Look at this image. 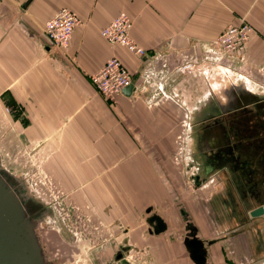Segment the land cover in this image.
Wrapping results in <instances>:
<instances>
[{"label":"crops","instance_id":"obj_1","mask_svg":"<svg viewBox=\"0 0 264 264\" xmlns=\"http://www.w3.org/2000/svg\"><path fill=\"white\" fill-rule=\"evenodd\" d=\"M64 8L81 21L66 51L44 34L46 21ZM120 13L131 18L130 36L145 56L101 37ZM242 21L254 29L245 52L215 60L219 35ZM111 58L133 76L131 93L123 92L115 106L89 81ZM250 95L264 101V0H0V114L5 106L18 108L17 122L28 123L18 136L37 141L39 153L60 157L47 166L59 164L53 178L95 186V195L90 187L81 196H96L97 243L87 252L96 264H121L117 250L129 264H196L185 243L189 224L204 242V264H264V215L250 216L264 203L257 149L264 105ZM184 113L195 123L222 117L225 137L241 141V149L244 137L253 138L246 151L237 149L251 182L238 181L233 170L222 171L211 192L203 182L187 195L137 190L147 186V170L157 175L168 164L161 157L174 152L169 138ZM152 217L163 221V232L148 225Z\"/></svg>","mask_w":264,"mask_h":264},{"label":"rangeland","instance_id":"obj_2","mask_svg":"<svg viewBox=\"0 0 264 264\" xmlns=\"http://www.w3.org/2000/svg\"><path fill=\"white\" fill-rule=\"evenodd\" d=\"M205 68L210 67L205 64L203 69ZM212 74L215 75L217 72L215 73L214 70ZM143 92L141 90V93ZM110 105L108 103V106ZM16 109L18 108L5 106L0 114V168L13 177L17 185L23 188V193L26 192L28 195L32 194L34 197L41 198L45 205H48L49 209L53 211L55 221H50L53 217L45 218L42 223L45 233L41 234L46 252L49 251L48 254L55 264H96V258L87 255L88 248L95 247V243H97L96 226L98 228V224L94 214L97 206L96 196L92 197L90 194L91 198L87 200L81 196L91 186L76 185V187H71L63 177L53 178L52 175L55 174V169L59 164L56 163L54 169L47 166L50 160L53 162V159L56 160L60 157L52 152L49 154L39 153L38 147H36L37 141H29L18 136L21 133L18 129L22 125L26 127L28 123L17 122L16 117L23 118L21 113L17 114ZM205 124L207 122L195 123L189 121L186 115L182 116V119L180 118L174 126L176 129L173 132L174 136L169 138L170 142L174 141V152L170 156L164 154L161 157L165 158L168 164L162 165L163 172L155 171L157 175L147 170V175H149V177H145L147 186L140 185L137 190L153 194H158L161 191L162 193L175 192L187 195L195 189V183L199 182L207 183L210 190L208 192H211L214 187H220L218 179L222 183L221 175L224 176V172L221 174L217 170L215 173H210L209 177L198 169V164L199 166L203 165L202 163L209 159V155L212 156L211 153H201L199 147H193V145L195 146L196 132L200 133ZM138 132L135 133L138 134ZM136 140L139 143L138 145L136 142L137 152L140 154L142 149L140 144L143 140L138 138ZM261 146L264 147V127ZM150 157L154 156L145 154V158L150 159ZM61 158L68 161L70 155H63ZM151 160L153 161L152 158ZM136 172L140 175L143 173L142 170ZM74 173V175L80 176L82 170L75 169ZM160 173L162 174L160 175ZM126 175L124 173L122 176L126 178ZM139 181L143 184L142 176ZM210 184L213 186L210 187ZM158 185L161 188L164 187L163 190H160ZM94 187V185L91 187L93 191L90 193L95 195ZM184 216L187 218L186 215ZM185 220L188 221V219ZM250 220L252 218H248V221ZM189 226L191 228L192 225L189 224Z\"/></svg>","mask_w":264,"mask_h":264},{"label":"built area","instance_id":"obj_3","mask_svg":"<svg viewBox=\"0 0 264 264\" xmlns=\"http://www.w3.org/2000/svg\"><path fill=\"white\" fill-rule=\"evenodd\" d=\"M81 24L79 17L68 9L57 11L44 25V34L50 44L57 49L66 51L69 47L73 32ZM131 18L120 13L108 25L101 29V37L110 45H118L129 53L143 57L146 51L137 45L130 36L132 28ZM254 29L242 21L239 25L229 26L222 32L215 43V60L231 54L241 55L245 52ZM154 60H156L154 58ZM157 66L165 67L166 61L158 58ZM185 69L190 68L186 65ZM147 76H151L148 74ZM165 77V76H164ZM93 89L108 103L115 106L123 96L126 88H133V76L117 58L109 59L101 69L89 78Z\"/></svg>","mask_w":264,"mask_h":264},{"label":"water","instance_id":"obj_4","mask_svg":"<svg viewBox=\"0 0 264 264\" xmlns=\"http://www.w3.org/2000/svg\"><path fill=\"white\" fill-rule=\"evenodd\" d=\"M131 89L132 87L126 88L124 92L129 95ZM248 97L254 99L255 102L264 103L261 98L251 95ZM13 181H15L13 177L0 168V264H45L44 256L35 234L36 225L27 218L29 207L21 203L20 196L13 187ZM263 215L264 203L250 212V216L253 218ZM147 223L156 233H161L165 230L163 221L157 217H152ZM188 229L195 233L192 228L188 227ZM189 235H187L185 243L191 259L196 264H204L203 261L206 256L203 247L204 242L194 235H190L193 239L189 240ZM191 246L194 247V250H191ZM195 251L201 255L196 257L193 254ZM117 261H120L121 264H129L122 255L117 258Z\"/></svg>","mask_w":264,"mask_h":264},{"label":"flooded vegetation","instance_id":"obj_5","mask_svg":"<svg viewBox=\"0 0 264 264\" xmlns=\"http://www.w3.org/2000/svg\"><path fill=\"white\" fill-rule=\"evenodd\" d=\"M264 105V103H263ZM225 120L222 117L212 119L211 122H208L207 124L203 125V129L200 131V133L197 131L195 135V146L194 148H198L201 151V153H207L209 155V159L204 161L200 165L198 164L199 171L206 174V176H209L210 173H215L217 170L219 172L222 171H236L238 170L240 172L238 176V181L243 179L244 182H251L252 180V172L246 170V160H242V156L238 153L237 149L246 151L247 149V143L251 142L253 138L244 137L242 140L243 147L241 149V141L236 143H230L229 139L225 137L224 132L225 126H224ZM263 129L258 133V167L262 166V172L260 175V170H258V176H261L259 179L262 180V177H264V147L261 146V139H262ZM201 145H197V144ZM202 146V147H201ZM237 150V152H233V150ZM243 155V154H242ZM246 157V155H244ZM203 166V167H202ZM245 166V167H244ZM230 169V170H229ZM223 175V174H222ZM246 182V183H247ZM13 187L18 192L21 203L23 205H27L29 207V211H27V218L32 221V223H35V234L38 238V242L40 245V248L42 250L43 256H44V263L45 264H55L54 260L50 258V255L48 252H46V246L43 241L42 234L45 233L44 227L42 226V223L45 218H52L50 221H55L54 213L51 211L48 207V205H45L44 201L39 199L38 197H34L32 194L28 195L25 191L23 193V188L17 185L15 181H13ZM43 227V228H42ZM42 228V230H41ZM41 230V231H40ZM42 233V234H41ZM189 235V234H188ZM190 235L196 236L193 231H190ZM188 237L189 240L193 239L192 236ZM49 239V238H48ZM125 251L124 250H117L114 254V258H118L121 256ZM196 257H199L201 254L197 251L193 253ZM50 258V259H49Z\"/></svg>","mask_w":264,"mask_h":264}]
</instances>
